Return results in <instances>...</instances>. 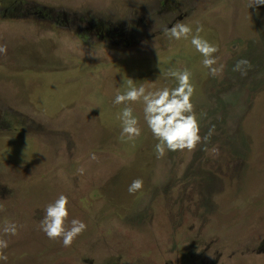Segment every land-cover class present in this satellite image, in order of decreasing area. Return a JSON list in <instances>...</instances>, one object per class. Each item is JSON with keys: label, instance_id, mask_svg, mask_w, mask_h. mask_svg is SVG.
Returning a JSON list of instances; mask_svg holds the SVG:
<instances>
[{"label": "rangeland", "instance_id": "374dc122", "mask_svg": "<svg viewBox=\"0 0 264 264\" xmlns=\"http://www.w3.org/2000/svg\"><path fill=\"white\" fill-rule=\"evenodd\" d=\"M251 3L0 0V229L18 226L7 264H264V6ZM178 24L218 46L215 76L191 36L170 38ZM185 68L200 135L215 131L158 159L143 105L130 103L142 133L128 139L112 101L173 87L167 72ZM61 194L67 225H87L70 247L39 226Z\"/></svg>", "mask_w": 264, "mask_h": 264}, {"label": "clouds", "instance_id": "9594fccd", "mask_svg": "<svg viewBox=\"0 0 264 264\" xmlns=\"http://www.w3.org/2000/svg\"><path fill=\"white\" fill-rule=\"evenodd\" d=\"M264 6V0H252L249 7ZM170 38L175 40L188 39L194 49L203 57L202 64L213 76L218 69L217 63L218 46L203 39L199 33L202 26H197L195 34L193 29L185 24H178L170 29ZM7 48L0 45V54H6ZM250 68L248 60L241 59L235 64L233 71L246 75ZM222 70V69H220ZM166 79L174 82L175 86H164L156 90H148L143 85L132 86L127 91L117 92L112 103L123 105L120 111L121 137L133 139L142 133L140 119L133 113L130 103L139 102L143 105V120L151 131L156 143L154 151L158 159L165 157L169 152L193 151L203 142H207L215 131V126L209 129L205 136L200 135L201 125L194 111L192 103L196 91L192 83V73L184 70H169ZM216 152V149H212ZM95 158L94 156L92 157ZM143 180L135 179L128 186L129 194H135L142 190ZM69 199L61 194L45 209V215L39 222L40 231L49 239H60L64 247H70L73 241L86 231L87 225L79 219H72L70 227L67 225L70 214ZM18 226L13 222H6L0 229V264H7L8 257L4 254L9 242L4 237L15 236Z\"/></svg>", "mask_w": 264, "mask_h": 264}]
</instances>
